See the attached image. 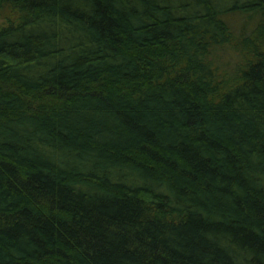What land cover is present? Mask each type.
Masks as SVG:
<instances>
[{
    "label": "trees",
    "instance_id": "1",
    "mask_svg": "<svg viewBox=\"0 0 264 264\" xmlns=\"http://www.w3.org/2000/svg\"><path fill=\"white\" fill-rule=\"evenodd\" d=\"M1 19L0 264H264V0Z\"/></svg>",
    "mask_w": 264,
    "mask_h": 264
},
{
    "label": "rangeland",
    "instance_id": "2",
    "mask_svg": "<svg viewBox=\"0 0 264 264\" xmlns=\"http://www.w3.org/2000/svg\"><path fill=\"white\" fill-rule=\"evenodd\" d=\"M2 20L3 19L0 20L1 23ZM215 57L219 62H222L223 64L227 63L231 66L239 59V55L231 47H228L225 51H220Z\"/></svg>",
    "mask_w": 264,
    "mask_h": 264
}]
</instances>
